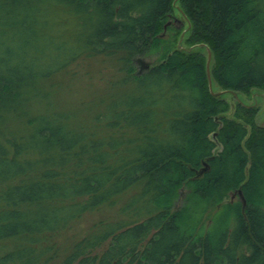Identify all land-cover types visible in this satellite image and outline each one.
<instances>
[{
	"label": "trees",
	"instance_id": "16d2710c",
	"mask_svg": "<svg viewBox=\"0 0 264 264\" xmlns=\"http://www.w3.org/2000/svg\"><path fill=\"white\" fill-rule=\"evenodd\" d=\"M207 48L264 92V0H0V264H264V127ZM80 61L111 78L68 104Z\"/></svg>",
	"mask_w": 264,
	"mask_h": 264
},
{
	"label": "rangeland",
	"instance_id": "374dc122",
	"mask_svg": "<svg viewBox=\"0 0 264 264\" xmlns=\"http://www.w3.org/2000/svg\"><path fill=\"white\" fill-rule=\"evenodd\" d=\"M171 21L174 22V25L180 27L178 29L181 30L180 36L177 41V45L181 49L193 50L196 47L193 45H188L185 42V38L188 35V27L184 18L180 14L178 10L177 4L175 2L173 12H172ZM180 21V22H179ZM203 51V50H202ZM150 64H155V59L148 58L145 60ZM108 63H100V62H92V61H80L74 63L69 71H66L65 74V83L66 90H64L65 97L67 98V103L76 104L79 101L86 100L90 97V93H104V88L106 87L108 81H110V69ZM63 76V75H62ZM61 77V76H60ZM59 77V78H60ZM58 81L61 80V78ZM212 91L219 92L223 91L220 87L215 84H212ZM223 97L229 102L231 108H233L234 104L238 101H241L242 104L247 106H253L258 109L257 115L255 117V123L258 126L264 127V92L258 89H252L249 93H236V95H232L229 91H224L222 94ZM72 102V103H71ZM69 104V103H68ZM231 113V112H230ZM229 113V115H230ZM94 219V215H86L84 219L77 224L73 228V232L80 230L84 223L87 221L88 223ZM71 233V232H70Z\"/></svg>",
	"mask_w": 264,
	"mask_h": 264
},
{
	"label": "water",
	"instance_id": "95a60500",
	"mask_svg": "<svg viewBox=\"0 0 264 264\" xmlns=\"http://www.w3.org/2000/svg\"><path fill=\"white\" fill-rule=\"evenodd\" d=\"M180 22V21H179ZM170 22H167V25H169ZM166 29V26H164V30ZM210 61H211V53H210V50L207 48V60H206V76H207V82H208V89L209 91L215 95V96H220L224 93V91H219V92H213L212 91V81H211V76H210V69H209V66H210ZM141 66H142V69L143 68H148L150 66V63L148 62H145V61H142L141 62ZM232 93V95H236V92L234 91H229ZM216 136V132L212 134V137L214 138ZM209 169V166H208V163L206 161H203L202 162V167L196 171V175H201L203 172L207 171ZM237 195L242 203V208H244L245 206V199H244V196L241 192V190H238L237 191ZM231 198H234V194L231 196Z\"/></svg>",
	"mask_w": 264,
	"mask_h": 264
},
{
	"label": "flooded vegetation",
	"instance_id": "af4514ba",
	"mask_svg": "<svg viewBox=\"0 0 264 264\" xmlns=\"http://www.w3.org/2000/svg\"><path fill=\"white\" fill-rule=\"evenodd\" d=\"M172 22V24L174 25V22L173 21H171ZM175 26V25H174ZM176 27V26H175ZM178 28H180V27H177V29ZM151 65V64H150ZM140 66H141V63H140ZM149 68V67H148ZM140 69H142V66H141V68Z\"/></svg>",
	"mask_w": 264,
	"mask_h": 264
}]
</instances>
